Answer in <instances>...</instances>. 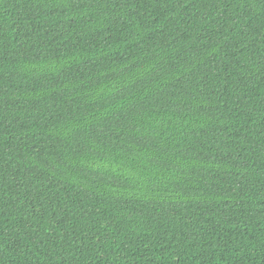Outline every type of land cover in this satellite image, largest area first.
<instances>
[{"label":"trees","instance_id":"1","mask_svg":"<svg viewBox=\"0 0 264 264\" xmlns=\"http://www.w3.org/2000/svg\"><path fill=\"white\" fill-rule=\"evenodd\" d=\"M0 264H264V0H0Z\"/></svg>","mask_w":264,"mask_h":264}]
</instances>
